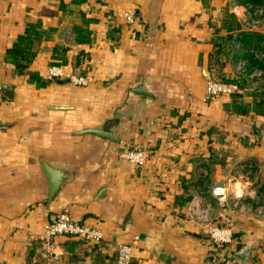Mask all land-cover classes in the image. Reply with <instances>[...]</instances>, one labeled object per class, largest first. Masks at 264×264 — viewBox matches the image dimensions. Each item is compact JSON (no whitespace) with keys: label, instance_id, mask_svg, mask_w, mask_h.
Listing matches in <instances>:
<instances>
[{"label":"crops","instance_id":"0c3cea01","mask_svg":"<svg viewBox=\"0 0 264 264\" xmlns=\"http://www.w3.org/2000/svg\"><path fill=\"white\" fill-rule=\"evenodd\" d=\"M256 7L264 0H0V264H76L73 253L84 256L92 244L59 237L56 255L36 252L62 211L100 229V249L115 260L118 245L131 243L133 264H264V214L256 213L264 114L226 111L232 96L204 100L213 39L228 34L227 12L241 29L223 56L226 78L241 74L240 32L254 34L248 45L264 44V19L247 20ZM29 24L43 37L19 74L5 55ZM58 46L61 66L88 77V86L46 77ZM139 84L152 96L133 91ZM95 127L118 139L83 132ZM133 148L147 152L145 165L124 157ZM44 161L70 175L52 199ZM218 185L223 204L213 194ZM194 203L233 228L232 243L214 244Z\"/></svg>","mask_w":264,"mask_h":264},{"label":"built area","instance_id":"2783aa9c","mask_svg":"<svg viewBox=\"0 0 264 264\" xmlns=\"http://www.w3.org/2000/svg\"><path fill=\"white\" fill-rule=\"evenodd\" d=\"M264 19V8L256 7L252 14L248 15V21L252 24L259 22L258 19ZM126 19L129 23L134 22V15L132 13L126 14ZM257 58H263L264 52L262 50H255L254 48L249 50ZM237 71L240 73L247 72V61L242 59L237 64ZM249 80L260 78L262 71L258 69H252L248 74ZM46 77L50 80L57 78H67V80L76 86H88L90 79L86 76L77 75L74 73H67L64 66L51 65L46 71ZM205 89V101L215 100L221 96H233L235 93L240 92V87L237 83H226L222 81L209 79ZM0 84V103L4 95V89ZM124 157L130 162L143 166L148 161V154L142 148H133L124 153ZM244 167L234 170V177H239ZM242 193V192H241ZM213 194L218 198L220 204H223L226 199V191L223 186H215ZM242 194L235 195V203L240 204ZM260 203L256 208V213L261 216L264 214V193L259 199ZM196 216L200 219V223L205 232L209 235V238L219 247H224L232 243L234 240L233 228L228 224H220L213 220L208 214V210L201 208L199 203H194L192 206ZM39 246L36 248V252L42 256H54L56 255V239L59 237H67L71 239L81 240L86 243H101L105 239V235L100 229L94 226L77 222L67 211L60 212L56 218L48 223L45 227L44 234L41 235ZM137 239V238H136ZM134 246L131 243H121L117 247V258L115 264H133L134 259Z\"/></svg>","mask_w":264,"mask_h":264},{"label":"trees","instance_id":"16d2710c","mask_svg":"<svg viewBox=\"0 0 264 264\" xmlns=\"http://www.w3.org/2000/svg\"><path fill=\"white\" fill-rule=\"evenodd\" d=\"M236 15L230 12L226 13V17L223 20V27L227 29L228 34L224 36H218L213 39L214 50L210 55L209 59V71H210V79L222 81L226 83H237L240 87V92L235 93L233 97V101L230 104L225 106L226 111L248 115L251 112H254L257 115L264 114V57L257 58L253 53L249 50L254 48L255 50H262L264 52V44L256 43L248 45V42L255 37L254 34L250 32H240L241 36H238L240 41L239 47L240 56L248 61L247 63V72L237 74L233 78H226V76L222 73V67L225 65V61L223 56L229 54L231 49H233L232 45L234 42V37L232 31H238L241 29L240 24L236 21ZM26 33L18 37L13 46L8 49L5 57L7 60L11 61L15 67L16 72L19 74H24L31 63L33 62L35 55L38 53L39 48L37 45L39 44L37 40H40L43 37L42 33L37 30V26H32V24L27 25ZM89 33V31H88ZM54 52L58 54L57 57H53L54 59H58L57 62L53 61L52 65H62L65 64L66 60L61 58L62 49L58 46L54 49ZM239 56V57H240ZM76 66L80 65V58L76 60ZM252 69H258L262 71V76L260 78L253 79V82L258 81L257 88L254 90L248 89V85L251 81H248V73ZM32 80H36L39 82V85H45L46 82L42 81V78L38 74L31 75ZM251 97L249 103H247L248 98ZM76 240V239H74ZM81 241V240H77ZM83 242V241H82ZM86 243V242H85ZM91 244V243H88ZM93 247L91 251L84 252V256L79 255L77 252L73 253L72 259L76 262V264H105L109 259L112 263L115 264L116 260L114 256H109L107 253H104L100 249V244L95 243L92 244ZM71 250H75L76 243L70 244ZM86 257H90L89 260H86Z\"/></svg>","mask_w":264,"mask_h":264},{"label":"water","instance_id":"95a60500","mask_svg":"<svg viewBox=\"0 0 264 264\" xmlns=\"http://www.w3.org/2000/svg\"><path fill=\"white\" fill-rule=\"evenodd\" d=\"M206 76H207V79L209 80L210 77L207 73H206ZM57 81L58 82H66V81L68 82V80H62V79H58ZM5 89L10 91V88L8 86H5ZM132 89H133V91L140 93L142 95L152 96V94L147 91L146 87L143 84H139L137 86H134ZM6 95L9 97H12L11 94L7 93ZM3 125H4V123L0 121V126H3ZM83 132L94 133V134H97L99 136L111 138L114 140L118 139V136L114 130H107L104 127L89 128V129L84 130ZM42 166H43V169L46 173L45 175L48 176V179L50 182V197L52 199L58 193L64 179L69 178L70 175L66 174V172L63 171L62 169L53 167L51 164H49L46 161L43 162Z\"/></svg>","mask_w":264,"mask_h":264},{"label":"rangeland","instance_id":"374dc122","mask_svg":"<svg viewBox=\"0 0 264 264\" xmlns=\"http://www.w3.org/2000/svg\"><path fill=\"white\" fill-rule=\"evenodd\" d=\"M258 83V81L256 82V84ZM112 262L108 259L107 262L105 264H111ZM89 264V263H88Z\"/></svg>","mask_w":264,"mask_h":264}]
</instances>
